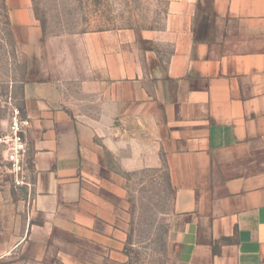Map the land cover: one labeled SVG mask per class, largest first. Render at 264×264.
Instances as JSON below:
<instances>
[{"label":"crops","instance_id":"0c3cea01","mask_svg":"<svg viewBox=\"0 0 264 264\" xmlns=\"http://www.w3.org/2000/svg\"><path fill=\"white\" fill-rule=\"evenodd\" d=\"M159 1V27L52 36L4 0L24 73L0 91V134L10 97L31 187L0 147V264H120L122 176L160 167L167 264H264V0Z\"/></svg>","mask_w":264,"mask_h":264},{"label":"rangeland","instance_id":"374dc122","mask_svg":"<svg viewBox=\"0 0 264 264\" xmlns=\"http://www.w3.org/2000/svg\"><path fill=\"white\" fill-rule=\"evenodd\" d=\"M44 35L81 34L119 29L159 27L165 5L159 0H30ZM12 31L0 0V84L21 79L24 67L16 60ZM8 83V84H9ZM8 91H10L8 89ZM62 100L80 109L78 88L62 86ZM9 95V94H8ZM7 99L8 113L13 105ZM111 163V168H112ZM119 224L124 234L120 264H167L168 234L174 191L164 167L123 174Z\"/></svg>","mask_w":264,"mask_h":264},{"label":"built area","instance_id":"2783aa9c","mask_svg":"<svg viewBox=\"0 0 264 264\" xmlns=\"http://www.w3.org/2000/svg\"><path fill=\"white\" fill-rule=\"evenodd\" d=\"M30 120L24 117L20 109L12 106L6 130L0 134V147L5 153V171L11 176L15 188L31 187L27 175L26 133Z\"/></svg>","mask_w":264,"mask_h":264}]
</instances>
